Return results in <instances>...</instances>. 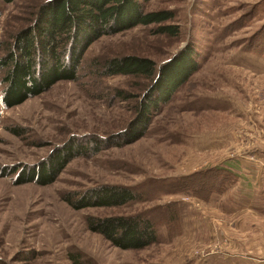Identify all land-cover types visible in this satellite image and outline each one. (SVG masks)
<instances>
[{
    "label": "rangeland",
    "instance_id": "374dc122",
    "mask_svg": "<svg viewBox=\"0 0 264 264\" xmlns=\"http://www.w3.org/2000/svg\"><path fill=\"white\" fill-rule=\"evenodd\" d=\"M42 1L0 0V55ZM144 7L172 10L174 18L166 23L177 24L178 35L140 24L101 36L86 50L76 81H58L10 108L0 103V168L7 170L38 162L70 137L106 135L126 126L148 81L100 76L89 65L94 57L135 54L159 64L187 43L197 52L198 69L161 105L143 137L72 159L49 185H16L15 173L0 174V264H264V55L245 50L264 24V0H149ZM117 89L128 97L117 96ZM236 111L241 120L229 121L227 114ZM15 127L22 133H12ZM223 132L232 136L233 146L209 151L207 139ZM232 158L241 168L227 166ZM211 167L227 168L238 179L210 199L204 192L163 193L162 185L173 178L198 170V178L209 176L204 169ZM241 178L255 183L250 197L236 192L225 199ZM99 183L131 186L142 199L78 210L61 199L67 191ZM165 203L168 213L174 209L177 215L170 233L157 210ZM144 208H156L158 214H151L158 240L142 249H120L86 227L88 215Z\"/></svg>",
    "mask_w": 264,
    "mask_h": 264
},
{
    "label": "trees",
    "instance_id": "16d2710c",
    "mask_svg": "<svg viewBox=\"0 0 264 264\" xmlns=\"http://www.w3.org/2000/svg\"><path fill=\"white\" fill-rule=\"evenodd\" d=\"M2 1L9 3L13 0ZM148 1H42L30 23L17 30L2 48L1 105L10 108L47 91L58 81H76L86 50L101 36L122 32L140 24H155L152 30L154 33L177 36L179 26L166 23L174 18V12L169 9L145 10L144 5ZM257 31L245 50L264 55V24ZM257 35L258 38L254 39ZM89 65L103 77L126 74L141 76L148 81L126 126L106 135L92 133L70 137L57 144L38 162L12 166L7 170L3 167L0 168V174L15 173L13 183L16 185L32 182L45 186L53 183L64 167L76 157H91L110 147H120L136 141L145 135L153 115L161 105L169 102L199 67L197 52L192 43H187L159 64L149 57L125 54L102 60L94 57ZM128 95L124 90L117 89V96L126 99ZM21 131L22 128L19 127L11 129L16 135L21 134ZM199 172L200 170L178 176L166 182V186L162 185L165 187L163 193H171V190L191 194L204 192L210 199L215 194L225 192L238 179L227 168L204 169L205 174H212L198 178ZM197 179H203V184ZM61 199L78 210L121 206L142 199V194L131 186L99 183L82 190L67 191L61 195ZM168 205L165 203L158 206L159 214L156 208H144L133 213L88 215L85 223L88 230L101 234L111 245L120 249L138 250L158 240L156 220L151 212L156 211V214L162 216L169 233L172 232L170 229L177 228L176 211L173 209L168 213ZM171 220L174 221V228L169 226Z\"/></svg>",
    "mask_w": 264,
    "mask_h": 264
},
{
    "label": "crops",
    "instance_id": "0c3cea01",
    "mask_svg": "<svg viewBox=\"0 0 264 264\" xmlns=\"http://www.w3.org/2000/svg\"><path fill=\"white\" fill-rule=\"evenodd\" d=\"M237 111H240V110H237ZM237 111L235 113L227 114L229 121L237 120L239 122L241 120V117H243V116H241V112H237ZM221 128L223 130V126ZM210 137H211V139H207V141L205 142V144H207V147H209V149H210V150L208 149L209 151H212V150H223V151H225L227 146L228 147L233 146V143L231 142L232 136H228L225 132H223L222 134L210 135ZM226 163H227L228 167L241 168L240 162H238V160L235 158L227 160ZM243 174L246 178L248 177L247 175H250V174L245 173V171ZM256 183H258V180H256ZM254 184H253V180H248V179L242 180V178H241L239 183L237 185H235L233 188H231L229 193L224 195V197H225V199H227V198L233 196L236 192H238L240 194V195L238 194L239 196H241L243 198H248L250 196L247 195V192H249L250 188H253ZM233 209H237V208L234 207ZM219 263L220 264H254V262H252V261H250L248 263H247V261H246V263H243L241 261L227 262V263L221 261V262L217 263L215 260H213V261L208 260V262H207V264H219Z\"/></svg>",
    "mask_w": 264,
    "mask_h": 264
}]
</instances>
